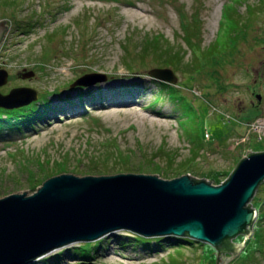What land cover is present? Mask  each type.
<instances>
[{
    "label": "rangeland",
    "instance_id": "374dc122",
    "mask_svg": "<svg viewBox=\"0 0 264 264\" xmlns=\"http://www.w3.org/2000/svg\"><path fill=\"white\" fill-rule=\"evenodd\" d=\"M2 20L0 69L9 75L0 91L31 87L38 101L17 110L48 99L57 111L0 133V198L65 173L188 174L219 185L247 152L264 151V102H250L264 96V0H0ZM154 36L179 60L145 51ZM155 67L177 75L172 99L149 74ZM87 74L107 79L72 87ZM83 94L102 98L80 108ZM128 236L97 239L93 260L73 254L80 241L29 264H216L209 243L155 251L121 245ZM257 237L252 248L264 246Z\"/></svg>",
    "mask_w": 264,
    "mask_h": 264
},
{
    "label": "water",
    "instance_id": "95a60500",
    "mask_svg": "<svg viewBox=\"0 0 264 264\" xmlns=\"http://www.w3.org/2000/svg\"><path fill=\"white\" fill-rule=\"evenodd\" d=\"M5 30L2 20L0 42ZM149 74L172 84L178 81L170 68H154ZM8 75L0 69V86ZM106 79L87 74L72 87ZM38 97L31 87L0 91V108H23ZM263 181L264 151L247 152L219 185L188 174L174 179L128 172L56 175L33 194L0 198V264H29L71 243L92 242L120 230L145 237L189 236L222 249L254 224L250 201Z\"/></svg>",
    "mask_w": 264,
    "mask_h": 264
},
{
    "label": "trees",
    "instance_id": "16d2710c",
    "mask_svg": "<svg viewBox=\"0 0 264 264\" xmlns=\"http://www.w3.org/2000/svg\"><path fill=\"white\" fill-rule=\"evenodd\" d=\"M187 41H189L191 44V40L187 38ZM165 40L163 38H159V36H154L147 38L145 37L143 40V48L145 51H153V53H158L160 56L163 55L164 53L170 55L169 57L171 60H179V54L172 52L168 47H166ZM169 49V50H168ZM171 51V52H169ZM141 52V51H140ZM166 65H170V62H167ZM163 67V66H161ZM157 68V67H155ZM134 72V71H133ZM157 82H159L160 86L162 87L163 90H166L168 93V96L172 99L173 93L177 91H181L178 87H176L175 84H171L169 82H165L162 80L155 79ZM83 89V88H81ZM56 93V92H55ZM58 94V93H56ZM122 94V92L120 93ZM84 96L80 95L78 98L77 104L78 107L84 108L88 106V103H94L95 101L99 100L102 97H97L96 95H90L88 98L85 94ZM72 103V102H70ZM73 104V103H72ZM82 106V107H81ZM51 107L48 99L44 100L43 104L40 105V109L37 106H31L29 108L21 109V110H14L10 112H6L4 110H0V133L6 131V132H12V131H23L26 128H34L35 126L38 125V123L42 119H46L48 113H55L56 111L52 110L50 112L49 108ZM76 107V108H78ZM59 107H57L58 109ZM63 110V109H62ZM59 110V111H62ZM83 109L82 111H84ZM58 111V112H59ZM7 114V118L4 117V115ZM207 135V132L204 134V138ZM239 162V161H238ZM238 164V163H237ZM96 170L99 171H104V169H100L99 167H96ZM129 170V169H128ZM181 175V174H180ZM230 176V175H229ZM195 181H200L202 179H197L192 177ZM128 233V239L120 240L121 245H128L130 243H134L136 246H142L145 249L148 250H160V248L169 246L176 250L177 248H184L186 249L188 246H194L196 247V244L199 243L198 245L201 247L205 242L197 241L189 236H183V237H178V236H160V237H145L136 233H133L131 231H126ZM101 240H97L95 244L94 242H81L78 244L76 248H74V251L72 250L73 254L76 256H81L83 259L87 260H93L94 255L96 254V250H98L100 247H102V242H99ZM118 244V243H117ZM232 239L227 241V245L232 246ZM197 246V247H199ZM212 247V245L210 244ZM214 248V247H213ZM183 249V250H184ZM216 249V248H214ZM61 260V256L57 257V261Z\"/></svg>",
    "mask_w": 264,
    "mask_h": 264
},
{
    "label": "flooded vegetation",
    "instance_id": "af4514ba",
    "mask_svg": "<svg viewBox=\"0 0 264 264\" xmlns=\"http://www.w3.org/2000/svg\"><path fill=\"white\" fill-rule=\"evenodd\" d=\"M4 37V36H3ZM3 41V38H2ZM0 42V44L2 43ZM264 96H257L252 99L251 105L257 106L264 102ZM251 207L256 212L254 224L246 234H240L232 239V246L225 244L222 249L214 250L216 264H264V246L260 243L259 247L252 248L251 243L254 238L264 240V181L258 186L253 198L250 201ZM246 241V245H238V238Z\"/></svg>",
    "mask_w": 264,
    "mask_h": 264
},
{
    "label": "built area",
    "instance_id": "2783aa9c",
    "mask_svg": "<svg viewBox=\"0 0 264 264\" xmlns=\"http://www.w3.org/2000/svg\"><path fill=\"white\" fill-rule=\"evenodd\" d=\"M261 137V136H260Z\"/></svg>",
    "mask_w": 264,
    "mask_h": 264
}]
</instances>
